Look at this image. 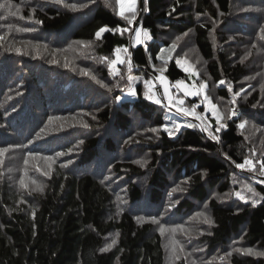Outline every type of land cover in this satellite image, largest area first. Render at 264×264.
I'll list each match as a JSON object with an SVG mask.
<instances>
[{"label": "trees", "instance_id": "trees-1", "mask_svg": "<svg viewBox=\"0 0 264 264\" xmlns=\"http://www.w3.org/2000/svg\"><path fill=\"white\" fill-rule=\"evenodd\" d=\"M0 5V264H264V0H144L138 44L141 0L131 24L117 0ZM180 58L225 128L200 96L171 90L210 130L145 98L190 85Z\"/></svg>", "mask_w": 264, "mask_h": 264}, {"label": "snow or ice", "instance_id": "snow-or-ice-1", "mask_svg": "<svg viewBox=\"0 0 264 264\" xmlns=\"http://www.w3.org/2000/svg\"><path fill=\"white\" fill-rule=\"evenodd\" d=\"M54 2H56V3H61L62 0H54ZM145 2H146V0H145ZM117 3L119 4V3H120V0H117ZM66 6L70 7V8L73 9V10H75V9L77 8V5H75V4L66 5ZM0 7H3V6L0 5ZM135 8H136L135 0H132V4H131V7H130L129 11H131V12L133 13V16H132V18H126V19H128V23H129V24H131V23H132V20L135 18ZM120 15L123 16V13L121 12ZM37 22L39 23V21H37ZM25 30L28 31V30H32V29H25ZM128 30H129V29H127V28L123 29V31H128ZM106 31H109V29H108L107 27H101V28L95 33L96 38H97V39H100V38H101V34L104 33V32H106ZM135 35H136V38H137V43H141V42H142L141 39H140V38H141V30H137V31L135 32ZM143 38L146 39V40H147V39H151V37L149 36V34H148L147 31H143ZM262 39H264V37H262ZM175 47H176V45L173 44V45L171 46L170 49H167V51L170 52V51L174 50ZM121 51L127 53L128 50H127V48H124V49L116 48V49H115V52L117 53V56H116V59L113 60V61H111L110 64H109V70H110V71H112V69L115 67V65H116L117 63H124V61H122V60L120 59V56L118 55ZM161 51L163 52V51H165V49H162ZM157 58H158V59H163V61H164V65H167L168 60L171 59L170 56H169L167 59H165L163 56H160V57H157ZM101 59H107V58H106V57H102ZM176 63H177V65L179 66V65L181 64V61H180V60H177ZM128 65H129V71H131V59H130V58L128 59ZM160 71H161V73H162L163 71H166V68H161ZM85 74H87V73H85ZM116 74L118 75L119 73L117 72ZM134 79H135V78L129 76V78H128V80H129V84H131V83L133 82ZM158 79L161 81V84L163 85V88H164V97H165V99L168 101V104H167L166 106H171V105L174 103V100H173V96L169 93V88H168V86H167V84H166V82H165V78L163 77V75H161L160 77H158ZM183 83H184L183 81H177V82H176V85H177V87L179 88V87H181V86L183 85ZM219 83L223 84V83H225V82H224L223 80H221ZM145 85H146V87H148V86H149V82H148V81H145ZM102 86H103V85H102ZM206 87H207L206 84H201L200 87H199V89H198L196 92H194V93H189V92L186 91V92H185V95H200L201 92H203V90H204ZM228 91H229V92H232V88L229 87V88H228ZM127 94H128L129 96H132V97H135V96L137 95L135 89H130V90L128 91ZM239 94H240L239 92L235 93V95H237V96H238ZM155 95H156V91H155V89H154V85H153V86L150 88V92H146V93H145V98L152 99V97H154ZM204 101H205V104L209 107L210 111L212 112L213 117L216 119L217 124L219 125V127L216 129V131H219L221 128H225V127H226V124L220 123V121L223 119V116H222L221 113H219V112L217 111L216 106L212 104L211 100H210L206 95L204 96ZM154 102L157 103V104H159V103H160V100L157 99V100H154ZM175 103L182 105V104L184 103V101H183V100H177V101H175ZM233 103H235V99H233ZM176 111H177L178 113H179V112H182L185 116L192 115V116H195L197 119L200 118V114L196 113L195 110H194V108H193V109H187V108H180V107H177V108H176ZM234 115H238V113H237L235 110H232L231 114L228 116V119H231L232 116H234ZM188 126L191 127L192 125H188ZM244 126H245L244 123H240V124L238 125L239 128H244ZM174 128H175L176 130H179L180 125H179V124H176V125H174ZM202 130H206V129H202ZM153 131H155V129H153ZM164 131H168V127H167V126L164 127ZM169 135H172V132H169ZM217 139H218V138H217ZM58 155H59V154H58ZM138 163H139V162H138ZM246 166H248L249 170H252V169L254 168L253 162H252L250 159H245V160L243 161V163H238V164H236V167H237L238 169H245ZM260 174H261V175H264V162H260ZM20 183H21L22 186L24 185V181H23V179H21ZM246 187L248 188V190H249L250 192L253 193V196L257 195V193L255 192V190L252 189L251 186H247V185H246ZM173 191H176V189H173ZM236 195H237L240 199H242V200L244 199V197L241 196L240 193H236ZM261 199H264V197H262ZM255 203H256V201L253 200V206H255ZM34 215H35V214L33 213V216H34ZM201 215H202V214H201ZM206 223H208L209 225H211V224H212L211 219H207V218H206ZM161 231L163 232V229H161ZM105 250H107V249H105ZM248 252H249V254H251V250H248ZM260 254L264 255V253H260Z\"/></svg>", "mask_w": 264, "mask_h": 264}, {"label": "rangeland", "instance_id": "rangeland-1", "mask_svg": "<svg viewBox=\"0 0 264 264\" xmlns=\"http://www.w3.org/2000/svg\"><path fill=\"white\" fill-rule=\"evenodd\" d=\"M131 4H132V0H120V11H122V12H126L127 10H129L130 9V7H131ZM135 5H137V0H135ZM137 30H139V28L137 29ZM136 30V31H137ZM142 32V31H141ZM142 36H143V34L141 33V41H142ZM135 43L136 44H138L137 43V38H136V35H135ZM180 61H181V65L185 68V70L188 72V75H189V78H190V85H188L185 81H183L184 83H183V85L181 86V87H174V85H173V83H170V81L163 75V77L165 78V82H166V84H167V86H168V88H169V93L173 96V100H174V103L170 106V107H172V109H173V113H170L169 114V116H170V118L172 119V121H174L176 124H181V123H186L184 120H185V118H188L189 116L190 117H193L196 121H198L199 120V122H198V124L200 125V127L201 128H203L204 129V126L207 128V129H212L213 128V124L210 122V119L209 120H206L205 118H204V115H200V118L199 119H197L195 116H192V115H189V116H185L182 112H177L176 111V108L177 107H180V108H184L183 106H181L180 104H177V103H175V101H177V100H183V99H181V98H176V96H175V94L174 93H172L171 92V90H178V91H182L183 92V94H184V96H191V97H197V96H200V101L203 103V104H205V101H204V96L206 95L210 100H211V98L209 97V95H207L206 93H205V91H206V88L203 90V92H201V94L200 95H185V92L187 91V92H189V93H194V92H196L198 89H199V87H200V85L201 84H206L207 85V81L206 80H204L203 79V77H202V75L200 76L199 75V73L196 71V69H195V67L191 64V63H189V61L188 60H186V59H184V58H180L179 59ZM161 76V75H160ZM153 82H154V89H155V91L158 93V95H159V97L164 101V103H167L168 104V101L165 99V97H164V88H163V85L161 84V81L158 79V78H156L155 77V79L153 80ZM159 86H160V88H159ZM159 90V91H157V89ZM128 93V92H127ZM125 94V96L124 97H120L119 98V102L120 103H122V102H125V101H131V102H134V101H136V99H137V96H135V97H132V96H129L128 94ZM201 102H200V104H201ZM211 102H212V104H213V101L211 100ZM195 106V108H194V110H195V112L196 113H198V109H197V105H194ZM205 107H206V109H208L209 110V107L205 104ZM185 108H187V109H193V108H190V107H185ZM180 116H179V115ZM199 114V113H198ZM183 117V118H182ZM206 121V122H205ZM214 124L216 123V121L215 120H213L212 121ZM204 125H203V124Z\"/></svg>", "mask_w": 264, "mask_h": 264}, {"label": "water", "instance_id": "water-1", "mask_svg": "<svg viewBox=\"0 0 264 264\" xmlns=\"http://www.w3.org/2000/svg\"><path fill=\"white\" fill-rule=\"evenodd\" d=\"M143 11H144V0H141V5H140L139 13H138V15H137V17H136V19L134 21V24H133L132 35L136 32V30L140 26L141 18H142V15H143ZM159 88H160V86H159ZM157 91H159V90L157 89Z\"/></svg>", "mask_w": 264, "mask_h": 264}, {"label": "built area", "instance_id": "built-area-1", "mask_svg": "<svg viewBox=\"0 0 264 264\" xmlns=\"http://www.w3.org/2000/svg\"><path fill=\"white\" fill-rule=\"evenodd\" d=\"M143 31H145V29L143 30ZM147 32L149 31V30H146ZM177 81H183L182 79H178ZM177 81H175L174 83H173V85H174V87H177V85H176V82Z\"/></svg>", "mask_w": 264, "mask_h": 264}, {"label": "bare ground", "instance_id": "bare-ground-1", "mask_svg": "<svg viewBox=\"0 0 264 264\" xmlns=\"http://www.w3.org/2000/svg\"><path fill=\"white\" fill-rule=\"evenodd\" d=\"M203 129V128H202ZM43 175V174H42Z\"/></svg>", "mask_w": 264, "mask_h": 264}]
</instances>
